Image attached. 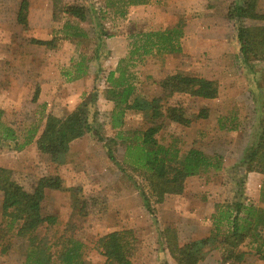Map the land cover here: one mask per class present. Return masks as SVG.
<instances>
[{"label": "rangeland", "instance_id": "1", "mask_svg": "<svg viewBox=\"0 0 264 264\" xmlns=\"http://www.w3.org/2000/svg\"><path fill=\"white\" fill-rule=\"evenodd\" d=\"M105 1L56 0L53 17L34 16L25 30L12 28L15 33L11 36L4 33L10 28V19L3 13L5 19L0 24L3 122L23 135L34 124L41 130L49 114L58 117L71 114L81 103L90 101L96 72L101 67L98 98L91 118L97 119L95 125L105 141L85 134L72 142L62 166L40 152L36 140L21 151L2 147L0 163L10 168L14 179L28 191L43 177L62 179L63 187L48 189L42 203L43 217H54L56 221H45L34 234L35 244L49 247L52 254L49 264H62L60 252L71 240L82 245L84 260L104 264L107 258L100 247L101 238L128 230H132L128 239L132 264H178L168 250L164 230L174 229L181 244L210 236L214 229L212 215L241 192L239 180L244 174L241 161L248 147L264 134V61L247 65L239 60L235 22L228 17L235 0H149L142 5L116 1L103 12ZM67 3L85 4L102 11L98 16L89 11L90 18L83 21L62 12ZM259 9L264 14V0H260ZM122 10L126 11L124 16ZM67 23L76 26V32H83L82 36H67L63 28ZM261 23L264 22L247 20L249 25ZM176 25L184 29L178 41L182 44L181 51L158 49L141 59L136 56L131 62L130 53L139 34ZM101 31L105 32L104 44L96 60ZM37 40L52 42L40 44ZM125 46L128 50L121 58L125 59L122 65L132 73L138 94L149 99L161 97L165 111L169 106H182L189 118L201 108L210 111L209 118L190 125L162 118L164 127L156 135L162 145L179 148L180 155L197 147L216 166L220 165L218 170L212 168L188 178L182 194H167L162 201L153 193L145 172L131 164L125 155L126 144L135 145L150 124L144 114L128 111L121 129L123 138L111 141L117 130L110 125L114 102L106 95L109 87L106 76L116 64L113 48ZM79 63L90 68L86 76H77ZM176 73L217 81L218 97L207 100L185 93L163 97L162 80ZM37 83L40 95L34 102ZM44 88L46 93L42 96ZM221 119L228 127L237 128H221ZM107 142H111V151L105 145ZM250 174L245 181L243 201L264 208V174ZM260 181H263L261 188ZM78 189L81 191L76 194ZM3 200L0 191V264H25L31 242L18 234L21 220L4 216ZM221 240L205 248L207 255L198 264H237L234 258L226 259L228 247ZM256 249L257 244L247 238L237 250L245 253V263L264 264Z\"/></svg>", "mask_w": 264, "mask_h": 264}, {"label": "trees", "instance_id": "2", "mask_svg": "<svg viewBox=\"0 0 264 264\" xmlns=\"http://www.w3.org/2000/svg\"><path fill=\"white\" fill-rule=\"evenodd\" d=\"M127 3L128 5L143 4L142 0H106L103 12L113 7V2ZM260 0H235L229 9V19L235 22L236 41L239 46L238 57L240 61L250 65L254 61H264V23L249 25L247 20L264 22V14L259 9ZM28 0H23L18 13V22L26 28L28 26ZM63 13L69 17L80 20L90 18L89 11L94 15L99 12L94 7H87L80 3H67L63 6ZM107 7V10H106ZM125 15L126 11H120ZM99 18L97 17V20ZM99 27V25H97ZM64 28L67 36L81 37L83 32H76V26L69 23ZM74 31L72 34L71 31ZM70 31V32H69ZM102 32V31H101ZM74 34V36H73ZM105 32L98 35V45L95 59L99 60V53L104 44ZM72 35V36H71ZM184 29L180 25L165 30L139 34V40L133 45L130 53L131 62L137 56L139 59L151 54L154 50L181 51L178 41L183 37ZM40 44H50L52 41L37 40ZM125 59H121L117 67L110 70L106 76L109 87L106 90L107 98L114 102L110 125L117 130L115 139H122V127L125 125V115L128 111L143 113L149 121L148 128L137 138L135 145L126 144L125 155L131 160V164L140 168L148 177L153 193L162 201L167 194L180 195L184 192L188 178L200 175L210 169H220V165L206 155L201 149L191 147L184 155H180L179 148L172 145H162L156 135L163 129V117L182 125H190L195 120L209 118V109L201 108L197 114L189 118L186 109L179 105L169 106L166 111L161 103L162 98L149 99L143 94H138L135 84L132 82V73L128 67H123ZM81 66H84L82 68ZM78 77L86 76L89 67L84 63L76 66ZM101 67L98 68L94 80V92L89 102L81 103L75 111L65 117L49 114L39 130L37 125H32L25 133L19 134L15 128L3 122V111H0V148H10L18 151L23 150L36 140L40 152L50 156L52 162L62 166L66 162L67 155L73 141L82 138L85 134H93L99 141H105L104 136L97 129L96 118H91L92 107L98 98L97 85L100 81ZM161 86L165 90V98L176 93H185L196 98L212 100L218 97L220 92L219 83L215 80L200 76L176 73L163 79ZM40 95V84H36L33 101L36 102ZM221 128L235 129L237 126H227L223 119L220 120ZM119 131V132H118ZM23 138V142H21ZM264 134L258 141L248 147L241 161L244 169L243 177L239 180L240 194L234 201L221 206L212 215L214 229L210 236L180 243L179 236L172 228L163 232L167 247L172 257L178 264H198L207 255L206 247L214 245L220 238L221 242L228 247L226 259L234 258L238 263L244 262L245 253L237 249L251 238L257 244L256 253L264 260V208L243 201L245 198V181L249 173L258 172L264 174ZM107 142V149L111 151ZM109 157L114 156L110 152ZM62 179L58 176L41 178L32 191H28L18 183L13 172L0 166V191L3 192V214L11 217L13 221L21 220L22 225L18 234L26 237L31 243L25 264H49L52 254L46 245L35 244L34 234L45 222L54 223L56 218L43 217L42 203L48 189H61ZM264 187V184H263ZM78 189L76 194L80 193ZM264 196V192H263ZM264 199V198H263ZM147 205L149 203L147 202ZM224 230V231H222ZM132 230L115 231L100 240V247L106 262L104 264H132L129 254L131 241L128 240ZM82 245L79 242L70 241L60 252L62 264H94L82 258ZM237 251V252H236Z\"/></svg>", "mask_w": 264, "mask_h": 264}, {"label": "crops", "instance_id": "3", "mask_svg": "<svg viewBox=\"0 0 264 264\" xmlns=\"http://www.w3.org/2000/svg\"><path fill=\"white\" fill-rule=\"evenodd\" d=\"M22 1L23 0H0V24L3 25L2 21L5 19L4 16H2L3 13H7V16H9V19H10L9 20L10 28H8L6 30V32H4L7 36L8 35L11 36L18 29L25 30L24 26L18 22V13H19L20 5H21ZM142 1H143V4H146V3H148L149 0H142ZM28 2H29V7H28V22H29V24H30V21L32 20V18H35L34 16H36L37 18H41V19H48L50 16L51 17L54 16V13L56 11L55 10L56 9V0H28ZM132 8L133 7H131L130 9H132ZM64 26H65V24L63 25V28H64ZM12 28H15L14 32L12 31ZM165 29L166 28H163V29L159 28L156 30L151 29V30H144V31L145 32H148V31L151 32V31H159V30H165ZM9 38H11V37H9ZM42 41H48V40H42ZM181 46H182V44H181ZM113 49H114L113 56L115 57V61H116V64H115L113 69H115L119 60L121 58L125 57V55L127 54L128 48H126V46H125V47H123V49H119L118 47H114ZM45 93L46 92H45V88H44L42 96H44ZM0 152L2 153L1 148H0ZM0 166L4 167V168H8L6 165H4L2 163H0ZM8 169H10V168H8ZM251 173H254V172H251ZM255 173H258V172H255ZM255 181L258 183V178H255ZM262 182L259 183L260 188L262 186Z\"/></svg>", "mask_w": 264, "mask_h": 264}, {"label": "built area", "instance_id": "4", "mask_svg": "<svg viewBox=\"0 0 264 264\" xmlns=\"http://www.w3.org/2000/svg\"><path fill=\"white\" fill-rule=\"evenodd\" d=\"M224 264H231V263H224Z\"/></svg>", "mask_w": 264, "mask_h": 264}]
</instances>
